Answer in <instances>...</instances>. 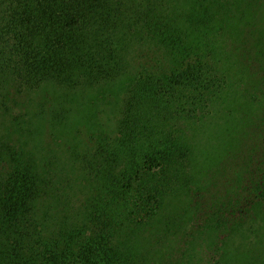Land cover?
<instances>
[{
	"label": "trees",
	"instance_id": "obj_1",
	"mask_svg": "<svg viewBox=\"0 0 264 264\" xmlns=\"http://www.w3.org/2000/svg\"><path fill=\"white\" fill-rule=\"evenodd\" d=\"M239 1L0 0V118L19 94L49 84L124 93L115 137L96 132V148L78 158L75 207L12 137L16 118L0 122V264H264V224L246 220L264 205V170L249 171L230 225H202L179 133H163L160 150L144 145L154 103L187 92L183 104L199 108L226 89L213 30Z\"/></svg>",
	"mask_w": 264,
	"mask_h": 264
},
{
	"label": "rangeland",
	"instance_id": "obj_2",
	"mask_svg": "<svg viewBox=\"0 0 264 264\" xmlns=\"http://www.w3.org/2000/svg\"><path fill=\"white\" fill-rule=\"evenodd\" d=\"M224 13L228 23H216L212 41L218 54L214 61L226 75V89L208 95L199 108L183 104L187 92L170 99L171 104L164 97L154 103L158 111L145 118L153 139L144 145L151 147L150 153L160 150L163 133L176 130L189 151L181 154L186 177L189 183L195 182L192 188L197 191L192 197L193 216L201 224L204 219H219L228 226L232 217L228 214L237 210L236 199L249 187V171L264 170V0H241L219 12V17ZM159 63L165 66L163 59ZM119 92L49 84L19 94L11 109L15 113L8 121L0 118L6 127L16 118L12 137L34 155L40 174L48 173L47 181L55 180L56 186L61 181L59 191L69 205L75 207L80 197L78 158L96 148L97 137L108 140L116 135L124 102V93ZM167 105H176V114L166 113ZM259 199L264 202V194ZM226 205H232L228 211L221 208ZM218 208L222 211L216 217L212 209ZM248 208L247 223L264 224V205Z\"/></svg>",
	"mask_w": 264,
	"mask_h": 264
}]
</instances>
